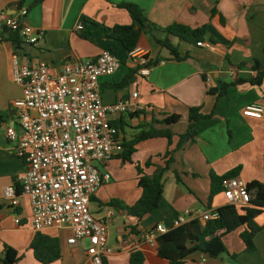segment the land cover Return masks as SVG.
<instances>
[{
  "label": "crops",
  "instance_id": "obj_1",
  "mask_svg": "<svg viewBox=\"0 0 264 264\" xmlns=\"http://www.w3.org/2000/svg\"><path fill=\"white\" fill-rule=\"evenodd\" d=\"M37 1L0 0V24L18 17L19 4L24 2L26 22L44 33L37 46L23 45L19 51L12 42L0 38V264L7 247L19 253L18 264H41L31 250L38 232L32 227L29 199L20 196L19 206L12 207L4 196L8 187L21 188L26 170L24 160L16 155L18 144L7 138L11 127L20 132L12 106L23 97V89L14 82V61L18 58L21 64L31 67L44 63L57 74L68 61L95 60L106 50L114 53L122 65L114 75L100 79L103 103L113 105L138 93L142 106L133 116H111L123 141L133 140L139 128L154 122L156 128L169 129L175 137L171 146L166 139L140 143L131 163L116 157L100 168L103 174H110L111 180L92 198L90 208L94 218L108 227V247L113 253L105 254L104 260L107 264H131V255L140 252L144 264H169L159 257L158 244L146 240L147 234L160 225L167 232L179 227L176 222L187 211L200 216L228 205L224 193L209 201L212 175L222 177L240 169L238 178L246 184H264V117L244 115L247 107L264 105V82L261 86H232L219 100L215 116L202 121L195 139H187L183 149L177 150L180 137L189 128L190 110L203 107L204 114L212 113L217 99L208 95L211 89L242 78L251 80L257 75L254 66L264 68V0H39L29 11ZM122 3L139 6L150 22L162 29L174 24L192 29L207 26L206 43L200 48L181 43L182 56L189 54V58L180 62L153 36L143 35L137 49L145 51L150 62L149 74L144 76L121 43L107 36L114 27L133 23L129 13L119 8ZM81 33L93 42L82 39ZM173 115L181 117L179 123L161 124ZM169 150L175 151L174 164L166 175L158 210L138 220L110 206L112 201L128 207L136 204L142 196L140 177H151L157 167H164ZM197 217L186 218L183 224ZM261 217L258 225L264 226V215ZM18 219L20 224L16 223ZM242 232L240 229L224 239L230 256H238L236 260L194 254L184 264H264V230L255 237L254 254L246 253ZM41 234L59 240L62 258L52 264H89L83 246L69 245L71 230L53 229Z\"/></svg>",
  "mask_w": 264,
  "mask_h": 264
},
{
  "label": "built area",
  "instance_id": "obj_2",
  "mask_svg": "<svg viewBox=\"0 0 264 264\" xmlns=\"http://www.w3.org/2000/svg\"><path fill=\"white\" fill-rule=\"evenodd\" d=\"M27 16L28 11L21 9L18 17L2 25L17 32L23 45L35 47L44 33L30 27ZM128 57L141 67L142 75L149 74L145 51L136 48ZM121 65L117 56L107 50L95 60L68 61L57 74L44 63L31 67L21 64L18 58L14 61V82L23 89V97L12 106L20 132L11 127L7 138L18 144L16 155L24 160L26 170L21 188H6L5 199L12 207L19 206L20 196L29 199L32 227L38 233L71 230L69 245L83 246L89 264H104V255L113 253L108 247L107 225L96 220L90 208L92 198L111 180L110 174H103L100 168L124 151L122 136L110 118L142 110L138 93L113 105L103 103L100 79L114 75ZM244 115L262 119L264 105H251ZM222 188L228 205H250L247 184L240 178L224 179ZM196 216L205 225L216 220L219 213L211 209L199 216L187 211L176 226ZM16 223L20 224V220ZM166 233L163 225L157 226L146 240L154 245Z\"/></svg>",
  "mask_w": 264,
  "mask_h": 264
},
{
  "label": "trees",
  "instance_id": "obj_3",
  "mask_svg": "<svg viewBox=\"0 0 264 264\" xmlns=\"http://www.w3.org/2000/svg\"><path fill=\"white\" fill-rule=\"evenodd\" d=\"M39 3L40 1L38 0L31 5L28 10L30 11ZM24 5V2H21L19 8L22 9ZM119 8L129 13L133 23L131 26H116L107 36L121 43L128 54L138 47L142 36L145 34L153 36L163 49L170 52L174 60L180 62L189 58V54L182 56L180 52L181 43H187L197 48L203 47L206 43V36L208 34L207 26L192 29L181 24H174L171 27L162 29L150 22L144 11L135 4L122 3L119 5ZM1 25L2 24H0V26ZM1 28L0 38L12 42L17 51L21 50L23 42L20 35L17 32L9 30L5 25H2ZM160 34H163L164 38H162ZM80 36L82 39L93 42V39L86 33H81ZM174 39H176L177 43H174ZM239 68L242 67L239 66ZM253 70L257 75L251 80L242 78L230 84L223 83L220 87L211 89L208 92V95L215 96L217 99L211 114H204L203 107H196L190 110L189 128L187 133L180 137L177 150L183 149L187 143V139L190 141L195 139L198 135L197 127L202 121L212 119L215 116L219 100L227 96L232 86L241 84L261 86L263 84L264 68L256 65L253 67ZM129 80L130 79H126L125 82ZM129 116L133 115L130 114ZM180 119V116L173 115L164 120L161 124H177L180 122ZM112 125L121 134L119 126L113 123ZM174 137L175 135L171 130L156 128L155 122L147 124L139 128V133L133 140L129 142L123 141L124 151L118 158L121 159L123 163H131L132 157L136 152V147L140 143L155 139H166L171 146ZM174 152L173 150L167 152L166 157L168 159L166 165L164 167H157L153 176L140 177L139 187L142 190V196L136 204L128 207L120 202L112 201L110 206L126 212L128 216L138 220H142L158 210L163 199L166 175L171 171V167L174 164ZM138 171L142 173L140 168ZM239 173L240 169H237L222 177L212 175L209 201L212 202L214 197L223 193L222 181L224 179L238 177ZM178 181L181 183L179 177ZM247 189L251 197L249 206L235 207L226 205L218 209L219 217L216 220L209 221L204 225L201 221L196 219L174 228L166 234L160 235L157 239L159 257L169 264H184L186 260L194 254H202L210 258H219L224 255L230 256L224 239L240 229L243 230L240 238L245 245L246 253H256L255 237L259 232L264 230V226H259L256 223V220L264 215V184L253 182L247 184ZM31 250L36 260L41 264H52L62 258L59 240L41 233H38L34 238L31 244ZM230 257L236 260L238 256L231 255ZM20 260L21 257L17 251L10 247L6 248L3 264H18ZM144 262L145 257L142 253L135 252L131 255V264H144ZM104 264H107L105 260Z\"/></svg>",
  "mask_w": 264,
  "mask_h": 264
},
{
  "label": "rangeland",
  "instance_id": "obj_4",
  "mask_svg": "<svg viewBox=\"0 0 264 264\" xmlns=\"http://www.w3.org/2000/svg\"><path fill=\"white\" fill-rule=\"evenodd\" d=\"M263 217V216H262ZM261 217V218H262ZM260 219V218H259ZM256 223L258 224V220L256 221ZM88 246V243L86 242V247ZM224 256H228V255H224Z\"/></svg>",
  "mask_w": 264,
  "mask_h": 264
}]
</instances>
